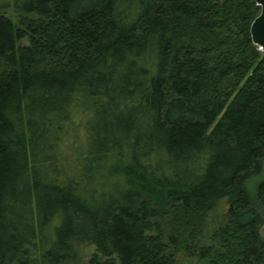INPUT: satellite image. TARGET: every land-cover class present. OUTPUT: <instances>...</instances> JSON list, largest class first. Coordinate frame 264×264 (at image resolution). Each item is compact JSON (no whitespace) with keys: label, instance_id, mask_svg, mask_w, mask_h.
<instances>
[{"label":"trees","instance_id":"trees-1","mask_svg":"<svg viewBox=\"0 0 264 264\" xmlns=\"http://www.w3.org/2000/svg\"><path fill=\"white\" fill-rule=\"evenodd\" d=\"M261 9L0 0V264H264Z\"/></svg>","mask_w":264,"mask_h":264},{"label":"rangeland","instance_id":"rangeland-1","mask_svg":"<svg viewBox=\"0 0 264 264\" xmlns=\"http://www.w3.org/2000/svg\"><path fill=\"white\" fill-rule=\"evenodd\" d=\"M5 14L12 17L14 20H17L21 13L17 11L15 8H8L5 11ZM262 166H263L262 169L258 173L252 175L247 182V189L249 190L250 194L253 196L257 195L259 191L258 190L259 185L262 182H264V160ZM222 203L223 205L221 207L220 213H222V211L223 213L226 212L229 208V203L227 202L226 199H224ZM217 215L218 216L217 218H214L213 220L214 223L212 225L220 224L223 221V216L219 214ZM261 233L264 237V226L261 230ZM76 250L78 253L77 259L72 261H67L64 264H91L90 260L92 258V255L98 252L94 244H80L76 246ZM179 264H202V263L198 258L192 256L188 257L184 255L182 260L179 262Z\"/></svg>","mask_w":264,"mask_h":264},{"label":"water","instance_id":"water-1","mask_svg":"<svg viewBox=\"0 0 264 264\" xmlns=\"http://www.w3.org/2000/svg\"><path fill=\"white\" fill-rule=\"evenodd\" d=\"M261 6V14L252 22L251 36L259 48L264 51V0H256Z\"/></svg>","mask_w":264,"mask_h":264}]
</instances>
